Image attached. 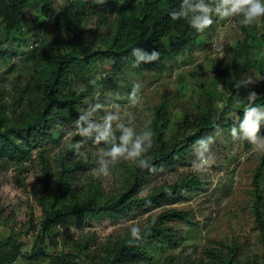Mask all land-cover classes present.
Listing matches in <instances>:
<instances>
[{"label":"rangeland","instance_id":"rangeland-1","mask_svg":"<svg viewBox=\"0 0 264 264\" xmlns=\"http://www.w3.org/2000/svg\"><path fill=\"white\" fill-rule=\"evenodd\" d=\"M70 1L77 14L72 22L74 33L52 27L45 13L50 5L51 14L58 15L68 0H30L22 27L11 34L0 18V44L11 54L0 62V132L13 125L27 128L38 109L44 108L58 66L52 56L69 54L79 61L61 85V95L77 102L62 116H53L49 138L40 133L35 139L27 133L21 140L14 134L24 153L15 159L0 155V254H6L4 264H53L60 256L66 257L65 264H110L114 247L132 239L133 225L142 230L136 241L146 264H264V233L257 220V211L264 220V150L231 135L232 127L243 119L249 103L246 96L259 82L260 72L254 64L244 74L240 82L244 95L236 94L232 78L221 80L217 73L233 71V51L239 50L244 39L242 17H214L213 25L175 60L165 59L140 74L130 67L117 73L108 50L122 45L114 40L122 28L120 7L125 0H101V4H118L110 5L108 12L97 8L98 1ZM254 24L259 36L264 34V16ZM173 39L163 43L168 45ZM251 53L253 63L260 60L263 49L253 47ZM237 60L242 67L244 59ZM92 79L97 81L95 85L89 83ZM134 83L140 85V102L135 107L128 99ZM96 104L101 107L92 114L94 120L116 111L119 105L121 119L113 122L117 142L120 130L116 124L131 121L137 132L153 131L148 156L155 170L144 180L139 174L137 181L140 168L126 160L113 165L108 177L94 172L96 160L110 145H97L79 136L75 121ZM186 114L224 116L222 127L210 134L215 137L211 145L214 162L202 173L192 168L195 141L184 145L177 155L170 151ZM78 141H83L81 151L87 154V162L71 147ZM64 169L71 171L61 188ZM136 182L139 186L132 187ZM175 188L168 201L134 207L123 217L88 215L77 221L67 215L68 207L83 205L91 197L102 205L118 201L130 189L135 198L150 199ZM172 211L182 212L185 218L158 221L157 228L167 237L158 231L149 237L156 219ZM53 213L59 219L45 231Z\"/></svg>","mask_w":264,"mask_h":264},{"label":"trees","instance_id":"trees-1","mask_svg":"<svg viewBox=\"0 0 264 264\" xmlns=\"http://www.w3.org/2000/svg\"><path fill=\"white\" fill-rule=\"evenodd\" d=\"M67 3V6L59 12L58 15L51 14L50 5H46L45 13L47 14L50 25L56 28L58 31L66 32H75L72 22L76 20V15L73 12L74 1ZM97 3V8H103L106 12L109 11L110 5L118 6V4H112L108 1L105 4H101V0H90ZM211 2V0H208ZM30 4V0H0V18L2 23L5 26L7 33H12V31L19 30L22 27L26 19L25 11ZM181 4V0H125L123 5L120 7L121 13V24L122 28L118 32L114 43L121 41L122 45L111 48L108 50V53L112 56L113 59V70L117 73L121 72L127 67L133 69L137 74L144 72L147 69L159 66L163 60L177 59L182 53H184L191 45H193L198 39L199 35L202 33H197L195 29H192L186 20L181 19L173 21L170 17V12L178 10ZM48 8V9H47ZM129 12V16L125 14ZM140 14V15H139ZM252 25H241V32L244 35V39L240 44L239 50L233 51L235 57H233V71L229 73L228 70H217L218 76L221 80L231 79L233 80V88L236 90L237 95H244V87L240 82L243 79L244 74L249 72L252 66H257L260 72V80L255 85L252 91H255L262 97H259L256 100L257 105H264V34L259 36L258 27ZM60 29V30H59ZM56 30V31H57ZM174 36L173 41L165 45L163 43L164 39ZM256 42V44H254ZM133 47L144 48L146 52L151 54L153 50L160 52V59L154 61L150 64H142L139 68H133L130 63V52ZM253 47H259L263 49L262 56L260 60H255L253 63L251 61V50ZM10 54V49L6 48L2 50L0 44V62L7 61ZM237 56V57H236ZM56 65H58L53 71L52 80L46 94L47 102L44 105V108L38 109L36 116L28 122V127L25 129H18L17 125L6 127L4 132H0V155L10 157L12 159L20 158L24 153L25 148L23 144L16 140L13 135L15 134L18 139H24V136L29 133L31 137L37 139V137L42 133L44 138H49V132L51 130V123L54 119L53 116L58 113V116H62L63 111L66 110L69 106L76 104V99L68 98L65 95H61L62 89L61 85L63 82H67V75L76 69L75 65H79V61L76 60L72 55H63V56H52ZM238 58L244 59V65L239 67ZM132 59H135L132 57ZM78 62V63H77ZM87 62L90 63V59L87 58ZM77 63V64H76ZM237 84L241 86L236 87ZM58 95V96H56ZM58 97V98H57ZM241 97V96H238ZM57 98V99H56ZM63 98V99H62ZM243 98V97H242ZM240 101V100H236ZM243 108V106H242ZM241 108V109H242ZM204 113V112H203ZM242 113V112H240ZM160 112L159 117L160 118ZM223 114L220 117L209 116H200V114H186L183 121L181 122L178 134L175 135L174 143L171 144L172 153L175 155L178 152H181V148L184 145H189L190 142L196 141L201 137L213 134L222 127ZM63 119V118H62ZM51 120V122H49ZM161 120V119H158ZM162 121V120H161ZM164 123L167 122V118H164ZM165 126H163L164 128ZM160 133V131L158 130ZM194 133V135H189ZM160 137V135H159ZM180 150V151H179ZM151 163V162H150ZM152 164V163H151ZM62 165V164H61ZM65 168V164L62 165ZM65 174L61 180V188L66 184L67 171L64 169ZM150 170L139 169L136 175L137 181H140L139 174L143 175V179L146 175L150 174ZM140 182H136L132 187H138ZM176 191L175 189H169L158 195L155 194V197L150 199L146 198H135L133 195V189L125 194L118 201L112 202L110 204L98 203L96 197H91L83 205L73 204L68 207L67 215L76 219L77 221H83L86 216L93 215L95 217H101L105 214L111 218L123 217L134 207H146L150 206L153 203H157L160 199L168 201ZM62 192V189L59 190ZM58 199V198H57ZM56 200L55 203L57 202ZM258 199L261 200V196H258ZM62 211V210H61ZM60 211V213H61ZM59 213V214H60ZM174 218H185V215L182 212H169L163 214L159 219H156V223L150 227L149 237L153 236L155 231H158L162 234L161 230L157 228L158 221L174 219ZM58 216L56 214H51L47 218V221L44 225L45 231L52 224V221H57ZM257 220L259 226L264 233V220L262 219L260 211H257ZM163 237H167L165 234ZM130 240H125L122 243H118L114 247L113 255L110 264H146L147 258L145 257L144 252L141 249L137 248L138 243L136 240H133L129 243ZM6 254H0V264H4V258ZM54 262L59 264H65L66 257L60 256L56 257ZM53 262V264H54ZM70 262V260H69ZM73 264V262H70ZM229 264V263H228Z\"/></svg>","mask_w":264,"mask_h":264},{"label":"clouds","instance_id":"clouds-1","mask_svg":"<svg viewBox=\"0 0 264 264\" xmlns=\"http://www.w3.org/2000/svg\"><path fill=\"white\" fill-rule=\"evenodd\" d=\"M173 21L184 19L188 25L195 29L197 33H202L214 23V17L224 20L233 16H241L240 23L248 26L264 16V0H181L178 10L170 12ZM130 63L133 68H139L142 64H150L160 59V52L153 50L151 54L144 48L133 47L130 52ZM134 57L135 59H132ZM96 80L89 81L95 85ZM247 83H251L249 80ZM241 85L237 84L239 88ZM139 83H134L132 91L128 95L130 104L135 107L139 102L138 91ZM85 91L84 88L80 89ZM259 94L255 91L248 92L246 99L248 105L244 108L243 119L238 127L231 129V135L234 139L248 141L258 150H264V134H261L262 125H264V105H257L256 100ZM239 103V101L237 102ZM101 107V105H91L86 111L87 114H81L75 121L77 134L83 138L92 140L94 144L101 142L109 144L102 155L96 160L98 165L94 172L103 177L111 175L112 166L121 160L131 161L133 165L140 169L154 171L155 166L150 163L148 153L153 147V131L146 128L144 131L137 132L131 121L128 124H116L120 130L117 137L113 130V122L121 119L119 105H116V111H107L99 120L92 119V114ZM215 137L207 135L196 140L192 147L195 159L192 161V168L198 173L205 172L214 162V155L211 151V145ZM83 141H78L71 147L74 148L78 158L88 161L86 153L81 151ZM155 220H153V223ZM142 230L139 225H133L130 228L131 243L133 240L141 239ZM21 251H24L22 249Z\"/></svg>","mask_w":264,"mask_h":264}]
</instances>
